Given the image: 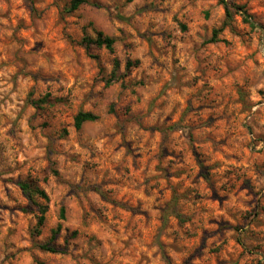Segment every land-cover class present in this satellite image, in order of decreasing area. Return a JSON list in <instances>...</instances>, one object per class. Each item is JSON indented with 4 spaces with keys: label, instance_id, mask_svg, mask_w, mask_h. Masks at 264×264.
Wrapping results in <instances>:
<instances>
[{
    "label": "rangeland",
    "instance_id": "1",
    "mask_svg": "<svg viewBox=\"0 0 264 264\" xmlns=\"http://www.w3.org/2000/svg\"><path fill=\"white\" fill-rule=\"evenodd\" d=\"M226 1L0 0V264H264V0Z\"/></svg>",
    "mask_w": 264,
    "mask_h": 264
},
{
    "label": "trees",
    "instance_id": "2",
    "mask_svg": "<svg viewBox=\"0 0 264 264\" xmlns=\"http://www.w3.org/2000/svg\"><path fill=\"white\" fill-rule=\"evenodd\" d=\"M221 2L225 6L226 16L228 19L232 18L233 12L232 9H235L236 6H230V4L226 0H221ZM90 3V0H71L70 6L67 8V11L74 12L78 10L82 5ZM98 6L99 4L96 3ZM237 10L239 11L241 15H243L245 22L249 23L251 26H255V23L252 21L251 16L243 10L242 7H238ZM83 45L86 48L87 51H91L93 48H104L110 53L114 54L115 52V40L107 35H105L101 31H96L94 36L86 35L83 39ZM95 57V56H94ZM138 62H135V64ZM133 62L128 61L126 64V68L129 69L132 65H135ZM113 76L116 77V72L120 69V60L118 58H114L113 60ZM48 97L43 98L42 100H39L38 102H34L35 105H39L42 103H47ZM98 117L93 114L92 112H79L75 118H74V126L76 129H80L82 125L86 122L95 121ZM19 186L24 194V196L35 206L37 207V211L39 213L38 216V222L36 226L35 233L40 234L41 228L43 227L46 219V213L48 211V202H49V196L46 193L44 189H42L38 183L33 180H25L20 181ZM42 200V201H41ZM177 217L183 220L181 218V215L177 214ZM61 218H64V209H62ZM61 230V224H58L56 229L52 230V237L51 240L55 239L58 233ZM41 249L45 251L50 252H56L58 251L54 246H52L50 243L42 244ZM38 264H46L44 262H38Z\"/></svg>",
    "mask_w": 264,
    "mask_h": 264
}]
</instances>
